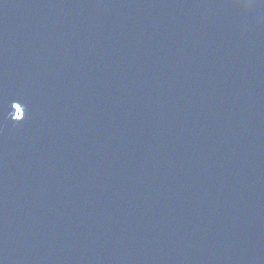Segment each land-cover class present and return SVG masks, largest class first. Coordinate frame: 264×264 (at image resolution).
Segmentation results:
<instances>
[{
  "label": "water",
  "instance_id": "obj_1",
  "mask_svg": "<svg viewBox=\"0 0 264 264\" xmlns=\"http://www.w3.org/2000/svg\"><path fill=\"white\" fill-rule=\"evenodd\" d=\"M0 264H264V0H0Z\"/></svg>",
  "mask_w": 264,
  "mask_h": 264
}]
</instances>
